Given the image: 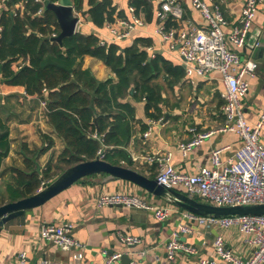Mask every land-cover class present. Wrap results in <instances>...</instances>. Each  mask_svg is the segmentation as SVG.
<instances>
[{
    "label": "crops",
    "instance_id": "crops-1",
    "mask_svg": "<svg viewBox=\"0 0 264 264\" xmlns=\"http://www.w3.org/2000/svg\"><path fill=\"white\" fill-rule=\"evenodd\" d=\"M153 3V18L146 19L144 12L139 14L145 19V25L132 31L128 39L118 42L130 45L137 37H149L152 51L162 55L175 65L183 67L185 74L178 80L165 79L162 75L158 82L163 85L164 102L161 104L163 116L159 119L147 115L145 101H134L135 120L132 122L134 132L124 149L130 154L131 162L124 165L156 178L160 166L149 157L171 153V163L181 172L196 173L201 166L210 164L211 154L218 147L228 146L222 153L223 159L231 158L241 146L242 140L235 132H220L225 124L222 92L225 88L222 74L211 71L205 77L187 74L186 66L176 49L155 34L158 20L155 16L156 0ZM222 9L227 25L225 31L230 32L239 23L246 0H206ZM185 7V20L179 22L184 26L186 20L193 21L198 27L207 26V21L192 0H182ZM115 6L113 20L105 22L102 27L94 25L86 12H81V23L78 30L95 33L100 38L111 40L110 26L120 17H130V0H112ZM0 6V16L2 9ZM1 30V28H0ZM243 60L253 58L258 62L255 77L250 78V89L243 99L244 111L249 121L255 122L264 108V2L258 6L254 24L247 37L246 46L235 49ZM84 68H89L100 80L112 78V72L103 61L92 56L84 58ZM0 119L9 130L10 148L4 157L0 175V190L11 180L15 167L23 165L26 148L43 146L42 134L53 137L54 144L41 155L39 162L45 166L50 160H56L64 148L63 141L48 123L45 114V103L37 97H30L22 90L0 91ZM198 132H216L208 136L204 142L196 146L187 155L180 150V144L192 137L190 128ZM106 174L87 176L70 187L56 194L44 204L27 210L24 214L9 219L0 230V264H8L18 258L21 251H26L30 264H37L43 259L52 264H103L104 250L108 253L121 251L131 261L138 264H199L202 257L215 259V264H231L213 253V242L218 233H223L228 245L243 257H249L253 247L237 228L219 229L205 227L193 223V231L182 234L180 240L198 248L197 253L179 252L170 261L167 257V243L182 221V213L186 209L176 205L168 197L158 196L138 184L125 179L105 180ZM187 194L184 188L175 187ZM112 192L134 193L153 205H167L171 208L167 219L159 221L150 210L135 206L106 205L99 207L97 199L100 195ZM194 198L203 201L201 198ZM69 224L72 235L84 244L83 257L74 259L76 249L72 246H58L40 236L43 224ZM121 235L139 237L140 241L128 245ZM130 261V262H131ZM116 264L126 263L122 258Z\"/></svg>",
    "mask_w": 264,
    "mask_h": 264
},
{
    "label": "trees",
    "instance_id": "trees-1",
    "mask_svg": "<svg viewBox=\"0 0 264 264\" xmlns=\"http://www.w3.org/2000/svg\"><path fill=\"white\" fill-rule=\"evenodd\" d=\"M51 1L57 0H6L0 16V91L22 90L42 99L48 123L64 148L43 167L39 159L53 146V137L43 133V146L26 148L23 165L14 168L5 190H0V205L35 194L44 183L83 161L101 156L116 165L130 163L124 147L134 132L133 102L145 101L147 115L159 119L164 87L158 79L164 75L166 80H178L185 74L182 66L164 56L150 55L149 37H137L127 46L101 43L97 34L81 31L64 37L62 43L52 40L60 27L55 13L46 7ZM72 1L76 11L86 12L98 27L113 20L112 0ZM130 4L152 20L151 0ZM167 24L177 26L173 20ZM86 56L103 61L117 79H98L84 68ZM9 148V130L0 119V175Z\"/></svg>",
    "mask_w": 264,
    "mask_h": 264
},
{
    "label": "built area",
    "instance_id": "built-area-1",
    "mask_svg": "<svg viewBox=\"0 0 264 264\" xmlns=\"http://www.w3.org/2000/svg\"><path fill=\"white\" fill-rule=\"evenodd\" d=\"M58 1V0H57ZM6 0H0V6ZM264 0H246L242 10V17L230 32L225 31L227 19L218 4H210L206 0H192L207 21V26L198 27L193 21L186 20L184 26L179 22L185 20V7L182 0H156L155 16L158 20L155 34L168 42L172 49H176L182 58L187 74H197L205 77L211 71L222 74L224 90L222 97L225 124L220 132H235L241 140V146L231 158L223 159L222 153L228 146L213 150L210 164L203 165L196 173L181 172L171 163V153L151 156L152 162L160 166L156 179L159 183L175 188L182 187L189 196H198L203 201L218 205H249L264 204V108L258 119L251 122L247 119L243 99L250 89V78L256 76L258 62L253 58L243 60L235 50L246 46L247 37L256 19L258 6ZM75 9V7H74ZM41 8L38 14L42 13ZM130 17H120L110 26L111 40L101 38V43H118L128 39L132 31L145 25V19L132 5L129 7ZM80 17V11H76ZM168 20H173L177 26H168ZM78 23V25H79ZM78 30V26H77ZM79 31V30H78ZM56 36V35H54ZM152 51V46L147 47ZM155 56L154 53L151 54ZM192 137L180 144V150L187 155L196 146L202 144L215 130L198 132L195 127L190 128ZM102 155V151H99ZM101 157V156H100ZM99 207L106 205L135 206L150 210L157 220L163 221L170 215L171 208L167 205H153L134 193L112 192L98 197ZM190 219L193 223L205 227L219 229L237 228L242 233L253 252L249 257L238 255L228 245L223 233H218L213 242V253L231 264H264V214L245 215H201L191 211L182 213L180 221L167 243V257L174 260L179 252L197 253L198 248L180 240V236L193 231L192 224L185 222ZM69 224L46 223L41 226L40 236L58 246H72L76 249L74 259L83 257L84 244L71 233ZM122 241L128 245L138 243L139 237L121 235ZM103 264H116L123 252L104 250ZM8 264H30L26 251H21L18 258ZM37 264H52L43 259ZM130 264H138L131 261ZM199 264H215V259L202 257Z\"/></svg>",
    "mask_w": 264,
    "mask_h": 264
},
{
    "label": "water",
    "instance_id": "water-1",
    "mask_svg": "<svg viewBox=\"0 0 264 264\" xmlns=\"http://www.w3.org/2000/svg\"><path fill=\"white\" fill-rule=\"evenodd\" d=\"M46 7L51 9L57 18L60 33L51 38L62 43L64 37L76 33L80 17L74 9L72 0H58L47 2ZM92 20L91 17H88ZM94 174H106L105 180L125 179L130 180L158 196L168 197L176 205L201 215L227 216L245 214H264V204L218 206L205 201H200L175 188L167 187L143 173L126 165L113 164L102 157L83 161L66 168L50 183H44L33 195L15 201L5 202L0 205V230L11 218L24 214L27 210L38 207L50 198L70 187L75 182ZM122 259L130 263L131 259L123 255Z\"/></svg>",
    "mask_w": 264,
    "mask_h": 264
},
{
    "label": "rangeland",
    "instance_id": "rangeland-1",
    "mask_svg": "<svg viewBox=\"0 0 264 264\" xmlns=\"http://www.w3.org/2000/svg\"><path fill=\"white\" fill-rule=\"evenodd\" d=\"M196 197H198V196H196ZM199 198V197H198Z\"/></svg>",
    "mask_w": 264,
    "mask_h": 264
}]
</instances>
